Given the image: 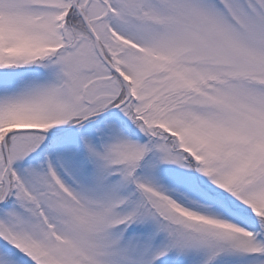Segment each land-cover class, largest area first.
<instances>
[{
    "label": "snow or ice",
    "instance_id": "obj_1",
    "mask_svg": "<svg viewBox=\"0 0 264 264\" xmlns=\"http://www.w3.org/2000/svg\"><path fill=\"white\" fill-rule=\"evenodd\" d=\"M0 264H264V0H0Z\"/></svg>",
    "mask_w": 264,
    "mask_h": 264
}]
</instances>
